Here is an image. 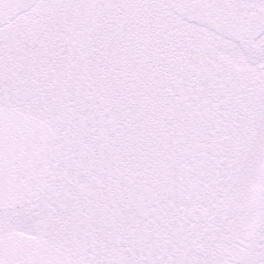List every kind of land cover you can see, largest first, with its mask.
<instances>
[{"label":"snow or ice","instance_id":"6c2138e0","mask_svg":"<svg viewBox=\"0 0 264 264\" xmlns=\"http://www.w3.org/2000/svg\"><path fill=\"white\" fill-rule=\"evenodd\" d=\"M0 264H264V0H0Z\"/></svg>","mask_w":264,"mask_h":264}]
</instances>
